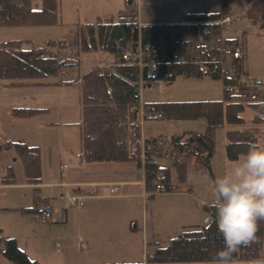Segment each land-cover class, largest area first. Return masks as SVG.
<instances>
[{
    "label": "trees",
    "instance_id": "trees-1",
    "mask_svg": "<svg viewBox=\"0 0 264 264\" xmlns=\"http://www.w3.org/2000/svg\"><path fill=\"white\" fill-rule=\"evenodd\" d=\"M259 10L264 29V0H248ZM235 0H220V11L186 13L180 24L139 25L134 16L117 19H98L69 31L61 39H50L35 45L30 39L0 41V83L9 87L35 85L69 86L81 81V101L84 106H110L117 121L93 133H85L82 160L87 164L132 163L144 169L145 191L154 193L163 183L171 189L173 165L178 180L186 183L191 165L197 170L210 168L216 150V132L226 127V158L235 162L248 151L249 144L259 145L264 135V98L257 99L250 89L237 86L238 77L227 72L229 62L237 49L236 39L223 37L221 24L224 13ZM38 3V4H37ZM60 0H0V29L22 27L60 26ZM141 41L144 48L159 49L158 55L144 57L145 64L157 65V79L171 83L185 79L209 78L225 86L224 99L198 101L143 102L144 122H167L204 119V131H192L173 138L160 136L144 138V162L133 153L140 151V114L135 108L141 103L140 81H147V68L142 73L138 65L122 61V54ZM103 51L113 58L110 66L81 75L80 56L83 53ZM33 84V85H34ZM31 85V84H30ZM149 87V86H145ZM244 98L247 101H241ZM252 110L250 121L244 117ZM47 108L15 107V118H30L44 114ZM134 132L136 134H134ZM8 153L23 165L28 184L42 183L41 150L38 146L2 138L0 156ZM143 164V165H142ZM2 184H15L13 165L5 169ZM34 188V202L21 210L35 214L47 207ZM151 197H155L154 194ZM209 221L200 228L185 230L168 240L166 246L149 243L151 251L145 262L102 264H211L216 254L224 249V240L216 225V209L212 203L202 205ZM258 243L241 246L232 254L233 264H264V221L257 233ZM0 256L10 264H41L21 248L14 237H4L0 226Z\"/></svg>",
    "mask_w": 264,
    "mask_h": 264
},
{
    "label": "rangeland",
    "instance_id": "rangeland-1",
    "mask_svg": "<svg viewBox=\"0 0 264 264\" xmlns=\"http://www.w3.org/2000/svg\"><path fill=\"white\" fill-rule=\"evenodd\" d=\"M133 1L134 4L131 6L129 0H60L59 11L62 23L60 26L2 28L0 29V41L17 38L30 39L33 44L38 46L50 39L64 38L69 35V31L73 28L86 23H95L98 19H109L111 16L114 19L120 16L138 18L136 6L138 0ZM149 2L147 5L143 0L141 1L145 11L149 10L155 14L159 9H163L162 0H149ZM207 3V8L211 6L208 9L211 12L220 11V0H208ZM224 16L230 17L231 22L222 25L223 37L236 39L242 48V54L245 55L241 62L231 59L227 72L231 77H238L237 86L239 89L243 87L250 89L257 96V99H263L264 29L262 28V21L253 22L260 18L259 10L254 8L253 12L252 5L248 0H235L234 4L224 13ZM107 59L110 60V64H105L104 67L110 66L113 58L103 51L81 54L80 74L85 75L97 69L98 63L100 68V64L106 62ZM256 81L262 83L256 84L254 83ZM224 89L225 86L222 82L213 81L209 78L185 79L179 77L171 83H162V85L159 83L157 87L144 88L142 97L146 102L222 100L225 96ZM58 91H69L65 93L68 97H65L64 92L62 94L47 93V96H54L62 102L63 100L64 102L68 101V107L71 111L70 121L65 118L60 103L51 106L50 114L38 121L34 119L15 121L10 110L18 104L14 102H16L17 95H20V91L0 87V133L24 134L31 140L32 144L41 148L44 184L53 182L54 177L60 178V174H58L59 164L66 162L64 155L61 156L64 144H66V137L70 139L71 143L73 141L75 147L78 146L80 128L87 117V113L82 112V108L87 106L81 105L78 97L79 91L76 88L65 87ZM239 100L247 101L244 98H239ZM95 108L97 109V107ZM252 116V110L247 109L244 113L246 120L250 121ZM42 122L56 124L47 130H40ZM69 122L74 125H66ZM104 122L107 124L111 122V119L107 117ZM144 123L147 137L158 138L163 136L169 139L182 134L187 138L189 132H201L207 126L204 119L177 122L147 120ZM225 132L226 127L219 128L216 132V150L211 167L197 170L191 165L186 183H181L178 180L173 165H170L172 167L170 191L160 194L147 192V195L150 196L147 199H143L142 196L123 198L118 195L119 193L97 198L96 192L94 197L87 200L86 210L81 212L69 211L67 228L70 230L68 233L70 237L65 240L62 249L54 248L55 236H50L44 241H39V243H35L38 241L33 240L32 237L30 240L34 242L28 248L29 253L26 252L41 264L145 262L146 253L151 251L150 246L146 247V241L149 245V243L154 242L155 238L160 246H166L168 240L179 233L202 227V221L198 216L200 211H203L201 203H212L214 200L212 186L216 178L222 177L233 163L226 158L225 145L227 139ZM259 146L264 147V135H261L259 139ZM0 157H2L0 159H5L4 156ZM61 160L62 163H60ZM136 167L134 174L140 178L141 171ZM15 168L17 173L15 184L6 188L3 195L0 192L2 202L11 207L31 203L32 196L31 189L25 184L22 163L17 162ZM97 169V164H90L86 171L70 166L69 174L72 178L81 177L86 180L97 181ZM45 192L52 193V189H46ZM135 193H143V188L139 187ZM152 194L155 197H151ZM191 196L195 199H192ZM62 205V201L54 202L55 212L53 214L57 220L62 218L59 213ZM12 215H16V213ZM12 215L0 214V225L3 228L4 237L20 236L25 232L18 224V220ZM28 217H31L29 219L32 224L28 225L31 227L45 229V227L52 225V227L59 228L63 224H43L33 216ZM24 242L21 239L18 244L26 247ZM0 264H10V262L0 256Z\"/></svg>",
    "mask_w": 264,
    "mask_h": 264
},
{
    "label": "crops",
    "instance_id": "crops-1",
    "mask_svg": "<svg viewBox=\"0 0 264 264\" xmlns=\"http://www.w3.org/2000/svg\"><path fill=\"white\" fill-rule=\"evenodd\" d=\"M132 3L129 5H133L134 1L131 0ZM142 0H138L136 3V6L138 8V14H137V20L139 22V25H152V24H180L184 21V16L186 13H212L211 10H208L207 8V2L208 0H162L163 1V9H159L157 13H153L148 11H145L144 8H142ZM146 4L150 3L149 0H143ZM148 5V4H147ZM212 9V8H211ZM214 9V8H213ZM132 15V14H131ZM122 17V16H120ZM227 17V16H223ZM110 18V17H109ZM111 18H114L111 16ZM119 18V17H118ZM99 68V63L98 67ZM256 83V82H254ZM31 84V85H30ZM33 82H29V85H24L22 87H9L5 84H0L1 88H5L8 90H17L20 91V97L17 95L16 102L18 103L12 108L15 107H34V108H47L48 111L44 114L30 117V118H15L12 115L13 120H40V118H44L50 114V108L51 106L55 104H61V110L65 116V118L70 121V108L68 107V101L63 100V102L58 99L50 96H47V93L53 94V92H57L62 94L64 92L65 97H68L66 92L69 91H58L61 88H71L74 87L79 91L78 97L80 100V103L82 106L81 101V81L69 85V86H59V85H33ZM45 90V91H43ZM56 90V91H53ZM22 91V92H21ZM70 94V93H69ZM141 101L144 102L145 100L142 97L141 93ZM11 108V110H12ZM88 108V109H87ZM87 109V111H86ZM10 110V113H11ZM83 113H87L86 120L84 121V124H82L80 127V136H79V145L75 147L73 145V141H69L70 139L66 137V144H64V149L62 150L61 156L64 157V160L66 162H63L62 160L58 167V174H60V178L54 177L53 182H50L49 184H44L43 182V159H42V153H41V163H42V183L40 185H31L28 184L26 179L25 184L28 186V188L32 191L31 196V203L23 204L20 206H10L9 204L2 202L1 196H0V214L3 215H12L13 213H16L14 216L15 219L18 220V224L22 229H24V234L17 236H8V237H14L17 240V243L21 239H23L25 242L26 247L20 246L21 248L25 249L28 253V248L31 246V244L34 242L30 240V238L33 237V240L44 241L48 239L50 236H55L53 246L56 249H62L64 247V242L67 238L70 236L68 233L70 230L67 228L68 223V214L69 211H77L81 212L83 210L87 209V200L94 197L93 195L97 192V198H104L107 197V195H116V193H119L118 195L122 196L123 198L126 197H140L142 196L143 199L150 198L149 195H147V192L145 191V185H144V169L136 167L141 171V177L135 176L134 174V168L136 165L132 163L127 164H106L103 165V163L97 164V181L96 180H86L85 178H76L71 177L69 174L70 166L78 167L79 170H85L87 169V166H89L87 163H85L82 158V150H83V141H84V134L85 133H93L101 128H103L105 125L114 123L117 121V115L115 113V110L110 106H103V107H86L82 108ZM109 117L111 119V122L105 124L104 120ZM36 122V121H34ZM83 123V122H82ZM56 123L53 122H42L40 125V130H47L54 126ZM66 125H74L72 122L67 123ZM141 131L143 133V137L154 139L155 137H147V134L145 132V123L143 122V126L141 127ZM1 138H6L11 141L15 142H21L26 143L28 145L32 146H38L32 144L30 139L24 134H18V133H10L6 132L4 134L3 132L0 133ZM157 138V137H156ZM51 142V141H50ZM54 144V143H53ZM39 147V146H38ZM41 150V148H40ZM4 156L5 159H0V192L3 195V191L6 188L12 187L14 184H2L1 177L5 174V169L9 165H13V168L15 170L16 174V180H17V173L15 164L19 162L16 157H11L8 153ZM2 158V157H0ZM10 161V162H9ZM62 165H66V169L62 170ZM92 173H94L93 170H91ZM118 187V191L112 192V189L114 187ZM139 187L143 188V193L136 194L139 190ZM34 188H39L38 194L43 199V204L39 205V208L42 207V205H46L49 207L53 212H55L54 209V202L56 201H62L63 205L61 209L59 210V213L61 214L62 218L61 220H58L57 223H63L61 227L56 228L52 227H45V229L39 228V227H31L28 226L29 224H32L31 220L28 216H33V214L25 212L21 210L22 208L31 207L34 202ZM90 188V189H89ZM46 189H52V193L45 192ZM109 192V194H108ZM72 194L74 196L78 197H84V206L82 208L77 207L76 204H69L66 203V201L63 199V196L66 194ZM91 195V196H90ZM192 199H195L193 196H191ZM26 203V202H25ZM202 205L205 203L202 202ZM208 204V203H206ZM200 217V220L202 221V226L205 225L209 221L208 215H206L202 210L198 214ZM204 216V217H202ZM56 224V223H55ZM1 226V225H0ZM2 227V226H1ZM3 230V228H2ZM78 230L80 228L78 227ZM59 235V236H56ZM155 237V236H154ZM147 240V238H146ZM154 242L158 243L157 240H153ZM145 242V241H144ZM159 244V243H158ZM146 247L148 248V243L146 241ZM263 252H264V243H263ZM264 254V253H263Z\"/></svg>",
    "mask_w": 264,
    "mask_h": 264
},
{
    "label": "clouds",
    "instance_id": "clouds-1",
    "mask_svg": "<svg viewBox=\"0 0 264 264\" xmlns=\"http://www.w3.org/2000/svg\"><path fill=\"white\" fill-rule=\"evenodd\" d=\"M212 195L224 249L211 264H233L232 254L241 246L259 242L257 233L264 221V147L249 144L248 151L216 178Z\"/></svg>",
    "mask_w": 264,
    "mask_h": 264
},
{
    "label": "built area",
    "instance_id": "built-area-1",
    "mask_svg": "<svg viewBox=\"0 0 264 264\" xmlns=\"http://www.w3.org/2000/svg\"><path fill=\"white\" fill-rule=\"evenodd\" d=\"M229 22H231V18L230 17H223L221 20V24L222 25H226ZM160 53L159 49H152L150 47H146L144 48L142 46L141 41H139V43L136 45V47H134V49H129L127 51H125L122 54V61H124L125 63H129V64H135L138 65L140 68V71L142 73L143 67L147 64H145L144 62V57L149 55V54H154V55H158ZM245 58V55L242 54V50L237 49L236 52L233 53V60L237 61V62H241L243 59ZM105 64H110V60L107 59L106 62L101 63L100 64V68H103L105 66ZM147 68V81L144 80V78H141L140 81V93H142L143 89L145 88V86H149V87H157L158 84L160 83V85H162V81H159L157 79L158 76V70H157V65L154 62H150L146 65ZM135 110H138L139 114H140V151L139 153L137 152V150L134 148L132 150L133 153L137 154L140 159L141 162H144V137H143V133L141 131V127L143 126V122H144V108H143V102L141 101V103L135 108ZM134 134H136L134 132ZM2 141V138L0 137V142ZM143 165V164H142ZM66 169V166H62V170L64 171ZM118 187H114L112 189V192H116L118 191ZM171 189V188H170ZM155 192L157 194L163 193V192H167V187L163 184V183H159L156 185L155 187ZM63 199L66 201V203L69 204H76L77 207L82 208L84 206V197H78V196H74L72 194L66 193L63 196ZM35 219H37L38 221H40L43 224H55L57 223V219L53 214V211L50 208H46L44 210H41L39 212H36L34 214Z\"/></svg>",
    "mask_w": 264,
    "mask_h": 264
},
{
    "label": "water",
    "instance_id": "water-1",
    "mask_svg": "<svg viewBox=\"0 0 264 264\" xmlns=\"http://www.w3.org/2000/svg\"><path fill=\"white\" fill-rule=\"evenodd\" d=\"M129 3L131 4L132 3V1L131 0H129ZM136 47V46H135ZM262 82L261 81H256V84H261Z\"/></svg>",
    "mask_w": 264,
    "mask_h": 264
}]
</instances>
